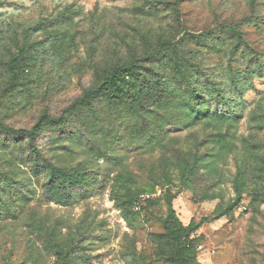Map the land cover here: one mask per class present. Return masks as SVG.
<instances>
[{
  "label": "rangeland",
  "instance_id": "374dc122",
  "mask_svg": "<svg viewBox=\"0 0 264 264\" xmlns=\"http://www.w3.org/2000/svg\"><path fill=\"white\" fill-rule=\"evenodd\" d=\"M125 65L142 106H75L40 156L0 131V264H177L170 203L204 221L191 264H264V0H0L3 126L58 117Z\"/></svg>",
  "mask_w": 264,
  "mask_h": 264
},
{
  "label": "trees",
  "instance_id": "16d2710c",
  "mask_svg": "<svg viewBox=\"0 0 264 264\" xmlns=\"http://www.w3.org/2000/svg\"><path fill=\"white\" fill-rule=\"evenodd\" d=\"M17 61L13 63L16 66ZM138 73L133 65H125L120 68L112 69L105 78L102 79V85L99 89L84 92L74 104L66 108L58 117H51L47 114L40 117L30 129L15 130L7 128L0 124V131L12 137L25 136L29 140L30 149L37 156H40L37 139L46 126H59L67 121V116L71 114L75 106L87 107L91 102H94L102 97L107 98L112 103H132L134 107L142 106V96L137 88ZM16 75L13 79L16 80ZM198 158H195L193 164L185 163L182 168V183L188 185L191 174L194 171ZM51 176H57L59 186L62 188H70L76 184H82L79 177L84 175V171L80 168L75 170H66L56 168L50 165ZM239 197H240V192ZM204 221L196 223L191 220L188 226H185L177 217L175 210L170 203L168 214L163 221L165 236L169 239L174 248V261L177 264H191L195 253L194 243L196 241L195 234L203 225ZM194 236V237H193Z\"/></svg>",
  "mask_w": 264,
  "mask_h": 264
}]
</instances>
